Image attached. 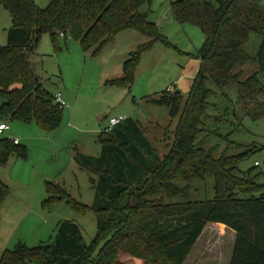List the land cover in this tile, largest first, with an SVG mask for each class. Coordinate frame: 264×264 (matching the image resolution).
<instances>
[{"label":"trees","instance_id":"obj_1","mask_svg":"<svg viewBox=\"0 0 264 264\" xmlns=\"http://www.w3.org/2000/svg\"><path fill=\"white\" fill-rule=\"evenodd\" d=\"M151 1L51 0L42 9L35 0H0L12 20L7 43L0 47V97L4 101L0 120L35 122L43 130L61 127L63 107L54 101L30 62L44 34L50 36L55 51L61 50L60 39L66 43L70 37L94 57L126 30L147 36L150 41L124 61V76L109 82L130 89L141 54L157 41L168 44L157 24L149 20ZM171 11L181 24L198 26L205 41L197 50L200 66L186 98L174 89L146 98L169 108L170 126L177 118L168 153L161 157L131 117L111 130L104 129L99 134V156L79 151L74 156L94 175L90 177L93 204L80 203L65 185L52 181L45 182L42 202L45 209L64 202L76 213L92 211L97 232L91 243L83 241L78 224L61 220L50 241L33 247L18 242L2 252L0 264H116L121 254L146 264H185L209 222L235 231L230 264H264V196L253 195L260 185L251 168L235 174L239 163L254 150L216 158L199 139L206 121L216 119L207 112L209 98L216 94L209 83L219 90L235 86L244 106L264 91L259 72L243 78L235 70L250 59L245 45L255 34L261 37L256 60L264 72V0H175ZM14 155L25 157V147L0 138V165ZM207 176L214 179L212 199L164 202V196L186 193L189 187H180L181 181H203ZM240 193L249 196L240 197ZM8 195V186L0 180V207Z\"/></svg>","mask_w":264,"mask_h":264},{"label":"rangeland","instance_id":"obj_2","mask_svg":"<svg viewBox=\"0 0 264 264\" xmlns=\"http://www.w3.org/2000/svg\"><path fill=\"white\" fill-rule=\"evenodd\" d=\"M50 1L35 0L42 9ZM172 1L175 0H152L150 3L149 20L157 24L168 44L157 41L141 54L134 66V82L130 89L109 82L124 76V61L150 41L147 36L126 30L94 57L92 51L85 54L80 44L70 37L66 43L60 39L61 50L55 51L50 36L42 35L38 48L30 55V62L50 93L61 92L65 101L62 106L63 122L59 129L43 130L35 122L7 120L10 130L6 135L18 138L26 149V155L11 156L6 164L0 165V180L9 189V195L0 207V256L5 248L13 249L20 236L29 247L41 241H50L55 234L52 228L61 220L78 224L83 241L91 243L97 232L95 214L90 210L76 213L64 202L45 209L42 206L46 198L45 182L65 185L77 201L92 205L94 190L90 177L94 175L81 167L74 156L76 151L87 156L100 155L99 134L108 127L110 118L119 115L133 118L138 122L142 136L159 155L162 157L168 153L177 118L170 126L169 108L149 102L146 98H158L171 88L186 98L200 66L197 50L205 41V35L198 26L181 24L174 17ZM146 9L147 6H144L143 10ZM11 26L9 11L0 6V47L6 45L7 31ZM260 42L258 35L250 37L245 50L251 57L235 70L242 72L243 78L259 72L258 77L264 86V72H260L256 60ZM209 85L216 94L209 98L211 104L207 112L216 119L210 117L206 121L200 142L205 149H212L216 158L254 150L239 163L235 174L251 168L255 183L260 185L253 195L264 196V91L251 105L244 106L238 99L235 86L219 90L211 83ZM3 102L0 97V105ZM178 185L189 188L180 196H164V202L205 200L214 196L212 176L203 181H181ZM239 196L248 197L249 194L240 193ZM9 212H18L14 224L8 217ZM219 239L214 241V250L216 254L220 250L222 255L217 256V260L205 259L204 264L212 261L226 264L229 245L231 256L234 240L228 236ZM195 250L196 247L190 256ZM194 258L195 255H192L185 264H195ZM116 264L146 263L121 254Z\"/></svg>","mask_w":264,"mask_h":264},{"label":"crops","instance_id":"obj_3","mask_svg":"<svg viewBox=\"0 0 264 264\" xmlns=\"http://www.w3.org/2000/svg\"><path fill=\"white\" fill-rule=\"evenodd\" d=\"M56 93H58V92H56ZM56 93H54V94L51 93V94L55 95ZM9 130H10V128L7 131H9ZM7 136H10V135H7ZM17 213L18 212H9L8 217L12 218L13 224L18 218V216L15 215ZM5 217H7V216L5 215ZM56 225H57V223L55 224V226L54 225L51 226V228L54 226V228H52V232H54V233H55ZM225 236L232 238V240H234V242H235V238H236L235 231H233L232 229L228 228L227 226H225L224 224H221V223H210V222L207 223L205 225L201 235L199 236L197 242L194 245V247H196V250L193 252L192 255H195V258H194L195 264H204L205 259H206V261H208L209 259H216L217 260L218 259L217 256H221L222 253H220V250H219V252L216 254L217 251L214 250L215 249L214 241L216 240V238L220 237V239H222ZM19 238L20 239L15 244H17L18 242L25 243L24 241H22L23 240L22 236H20ZM41 242H43V241H41ZM222 244H223V242L221 243V245ZM233 246H234V244H233ZM194 247H193V249H194ZM230 247H231V245H229V253H228V258H227L226 264H230V259H231ZM5 249H7V248H5ZM192 250H191L190 254L192 253ZM190 254H189L187 260L192 256V255L190 256ZM187 260L185 263H187ZM206 264H217V263L212 261V262H206Z\"/></svg>","mask_w":264,"mask_h":264},{"label":"built area","instance_id":"obj_4","mask_svg":"<svg viewBox=\"0 0 264 264\" xmlns=\"http://www.w3.org/2000/svg\"><path fill=\"white\" fill-rule=\"evenodd\" d=\"M170 90L172 91L173 89L171 88ZM53 99L56 103L60 104L61 106L65 105V101L60 92L53 95ZM125 119H127L126 115H119L117 117L110 118L108 127H106L105 130H111L114 126L124 121ZM8 129H9L8 123L6 121L0 120V138H6L7 140L12 141L14 144H19L20 140L18 138L6 135Z\"/></svg>","mask_w":264,"mask_h":264},{"label":"water","instance_id":"obj_5","mask_svg":"<svg viewBox=\"0 0 264 264\" xmlns=\"http://www.w3.org/2000/svg\"><path fill=\"white\" fill-rule=\"evenodd\" d=\"M176 93H179V91H176Z\"/></svg>","mask_w":264,"mask_h":264}]
</instances>
